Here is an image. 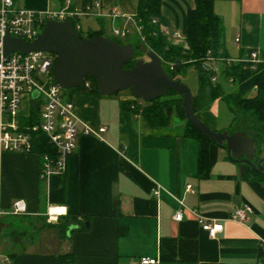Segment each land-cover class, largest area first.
<instances>
[{
  "label": "crops",
  "instance_id": "obj_1",
  "mask_svg": "<svg viewBox=\"0 0 264 264\" xmlns=\"http://www.w3.org/2000/svg\"><path fill=\"white\" fill-rule=\"evenodd\" d=\"M99 1L104 12L116 6L121 16L86 17L82 25L87 32L105 31L107 23L111 30L134 25L131 18L139 0ZM15 2L46 10L59 9L64 0ZM193 7L195 0H162L161 27L173 43L187 47V12ZM213 9L224 22L228 57H246L251 50L264 57V0H214ZM175 33L184 42L174 39ZM24 96L20 119L30 114L34 97L27 95L24 100ZM133 97L132 93H70L76 113L106 130L100 135L80 133L62 174L42 180L38 153L0 152V208L4 212L0 264H58L65 252L75 253L78 264H141L144 256L156 258V264L259 262L264 249V183L244 178L243 163L231 160L226 147L185 135L186 124L175 114L167 125L150 127L142 115L128 108ZM221 110L226 112L223 123ZM200 115L220 131L228 130L233 117L220 99ZM201 150L207 151L206 176L199 173ZM16 199L27 205V211L19 214L22 217L10 212ZM180 202L183 218L175 220ZM54 205L66 206V214L76 215L85 230L69 231L61 238L58 229L47 224L59 220L60 216L47 219L46 212ZM237 208L250 209L244 222L230 217ZM199 215L223 223V230L211 237ZM29 228L34 235L27 238Z\"/></svg>",
  "mask_w": 264,
  "mask_h": 264
},
{
  "label": "built area",
  "instance_id": "obj_2",
  "mask_svg": "<svg viewBox=\"0 0 264 264\" xmlns=\"http://www.w3.org/2000/svg\"><path fill=\"white\" fill-rule=\"evenodd\" d=\"M105 15L121 16L116 6H112L107 12H104L99 0H92L85 4H82L80 0H77V4H73V0H64L59 9L46 10L21 7L16 4L15 0H0V152H34V135L40 133L46 135L48 142L54 147L56 155L53 156L50 153L41 155L40 178L42 180L53 174L63 173L66 159L75 151L80 133L100 135L106 130V127L92 126L76 113L74 102L71 99H64V89L57 83L53 75V64L57 57L55 53L14 51L4 55L3 40L9 34L12 37L32 41L41 33L49 20L60 22L71 20L78 33L79 31L85 33L87 31L82 25L83 18H100ZM131 20L145 42V37L141 33L142 27L135 18H131ZM157 21V18H153V22ZM160 29L168 36L162 27ZM112 31L115 35L123 38L128 35L129 29L126 26L114 27ZM172 37L180 39L181 35L175 33ZM238 40L237 38L236 41ZM161 59L162 64L166 62L173 66L172 62L165 61L162 57ZM240 61L250 62V67L255 69L259 64L264 63V57L257 50L249 51L246 57L215 56L208 52L204 58L203 67L212 71L211 80L217 82L220 79L223 65ZM232 80V78L229 79V81ZM83 84L86 88L91 86L87 79ZM34 92H37V96L33 98L42 100L40 122L22 126L19 113L23 96L25 94L33 96ZM132 101L131 108H137L135 114L141 116L145 101L135 96ZM187 190L192 191V186L188 185ZM158 193L159 187L155 190V194ZM181 205H183L182 202H180V208L173 215L175 220L183 218ZM249 210V208H237L230 217L244 222L247 218L246 211ZM26 211L25 201L16 199L10 212L23 214ZM193 211L196 213V210ZM3 213L0 208V218ZM66 213V206L54 205L48 208L46 215L48 220H54ZM198 220L211 237H215L223 230V223L219 221H210L202 215H199ZM140 263L156 264L157 259L144 256L141 257ZM258 264H264V261L260 260Z\"/></svg>",
  "mask_w": 264,
  "mask_h": 264
},
{
  "label": "trees",
  "instance_id": "obj_3",
  "mask_svg": "<svg viewBox=\"0 0 264 264\" xmlns=\"http://www.w3.org/2000/svg\"><path fill=\"white\" fill-rule=\"evenodd\" d=\"M92 0H81L82 4L91 2ZM214 0H195V7L188 10L187 22L185 30V42L176 44L169 40L168 36L160 29L164 22L161 14L162 0H139L138 10L135 19L142 27L141 33L145 37V45L148 49L153 50L165 61H170L173 66L163 62L167 73L172 79L183 82L182 77L186 76L191 68L197 70V89L193 93L194 107L199 118L203 119L200 111L207 109L211 104L220 99L225 102L228 109L232 113V122L228 130H241L255 139L256 153L254 162L257 163L264 158V63L259 64L255 69L250 67V62L240 61L230 65H223L221 79L229 81L232 78L238 89L227 91L222 81L213 82L211 70L203 67L204 58L210 52L211 55L228 57L225 49V26L222 18L217 15L213 9ZM153 18H157V22H153ZM82 38H89L95 35H105L102 29L88 32L79 31ZM122 43L117 38L111 37ZM136 58L133 57L125 64V68L135 65ZM91 86L86 88L84 84L80 87L71 88L70 93L86 92L101 94L97 82L87 77ZM185 83V82H184ZM183 95L174 89H168L166 95L146 103L142 108L141 115L150 127H159L167 125L173 114L181 118L185 124V135L206 139H211L202 135L187 120L182 105ZM132 100L128 103V108L132 109ZM42 100L33 98L31 112L28 117L20 119V124L32 125L40 122V111ZM235 127V128H233ZM34 152L40 156L43 153L56 155L54 147L48 142L46 135L40 133L34 135ZM215 143V142H213ZM216 144V143H215ZM226 147L225 145H222ZM207 151L199 152V173L206 176L208 173L209 163L207 160ZM242 174L246 179L255 178L264 183V171L257 170L254 166L243 163ZM118 211L117 199L115 200L114 212ZM14 216H24L14 214ZM88 218V217H87ZM1 221V219H0ZM58 229L61 238H66L68 232L77 230H85L82 223L76 215H60L59 220L55 223H47ZM258 259L264 261V250ZM58 264H78L76 255L73 252H65L59 255ZM238 264H258L257 262H241Z\"/></svg>",
  "mask_w": 264,
  "mask_h": 264
},
{
  "label": "water",
  "instance_id": "obj_4",
  "mask_svg": "<svg viewBox=\"0 0 264 264\" xmlns=\"http://www.w3.org/2000/svg\"><path fill=\"white\" fill-rule=\"evenodd\" d=\"M14 51L55 53L53 75L63 89L80 87L88 76L97 82L103 95L130 89L133 96L147 102L166 95L169 88L174 89L183 95L184 114L192 126L217 145H225L231 160L264 171V166L253 163L255 139L241 130H215L199 118L189 86L172 79L161 57L153 50H147L148 60L139 58L133 67L125 68V64L135 55L132 43H119L105 35L82 38L71 20H49L32 41L7 34L3 40V53L7 55ZM33 96L36 97L37 92Z\"/></svg>",
  "mask_w": 264,
  "mask_h": 264
},
{
  "label": "rangeland",
  "instance_id": "obj_5",
  "mask_svg": "<svg viewBox=\"0 0 264 264\" xmlns=\"http://www.w3.org/2000/svg\"><path fill=\"white\" fill-rule=\"evenodd\" d=\"M86 19H88V18H83L82 19V23L83 24L85 23V20ZM106 27H105V31H104L105 36L117 38L122 43H132L134 45V47H135V55H134V57L136 59L143 58L145 60H148L147 50H151V49H148V47L145 45V42L142 40L141 34L136 30V28L134 27V25H128V26H126V27H128L129 32H128V35L126 37H123V38H121V37H119V36H117V35H115L113 33V31L111 30V27H110L109 23H107V26ZM109 27H110V29H109ZM181 38H182V41L184 42V37L182 36ZM222 67H221V69H222ZM192 69H194L195 71H189L186 76H183L182 77V80H183V82H185L190 87V89L192 90V92L195 93L196 92V89H197L196 88V85H197L196 72H197V70L195 68H192ZM219 80L222 81V83L224 84V88L227 91L236 90V87L237 86H236V84H234L233 81H227L226 79H223V78L222 79L220 78ZM116 93H129V94H131L132 92H131L130 89H125V90L118 91ZM27 97L28 96L25 94L24 100ZM69 98H70V90L69 89H64V99L67 100ZM145 102L146 103H149L147 101H145ZM218 104L220 105V103H218ZM27 105H28V101L26 100L25 106L27 107ZM219 115H220V121H221V123L225 122L224 120H226V112H224L223 110H221ZM233 128H235V127H233ZM220 129L221 128H217L215 130H220ZM13 225L16 226L17 225V222H13ZM23 227L24 226H20V228H23ZM28 230L29 231H28V234H27V238H30L34 234H33V230L31 228H29ZM1 236H2L1 237V240H3V238H4L3 232L1 234ZM18 246H20V245H18Z\"/></svg>",
  "mask_w": 264,
  "mask_h": 264
},
{
  "label": "flooded vegetation",
  "instance_id": "obj_6",
  "mask_svg": "<svg viewBox=\"0 0 264 264\" xmlns=\"http://www.w3.org/2000/svg\"><path fill=\"white\" fill-rule=\"evenodd\" d=\"M229 131V130H228ZM230 132V131H229ZM254 160V159H253ZM254 162V161H253ZM255 164V163H254ZM255 165L257 166H264V159H260Z\"/></svg>",
  "mask_w": 264,
  "mask_h": 264
}]
</instances>
